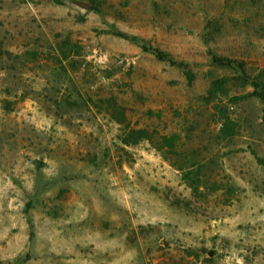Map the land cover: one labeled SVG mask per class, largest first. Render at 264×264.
<instances>
[{
	"label": "rangeland",
	"instance_id": "374dc122",
	"mask_svg": "<svg viewBox=\"0 0 264 264\" xmlns=\"http://www.w3.org/2000/svg\"><path fill=\"white\" fill-rule=\"evenodd\" d=\"M0 264H264V0H0Z\"/></svg>",
	"mask_w": 264,
	"mask_h": 264
},
{
	"label": "trees",
	"instance_id": "16d2710c",
	"mask_svg": "<svg viewBox=\"0 0 264 264\" xmlns=\"http://www.w3.org/2000/svg\"><path fill=\"white\" fill-rule=\"evenodd\" d=\"M158 56L164 58L162 53H159Z\"/></svg>",
	"mask_w": 264,
	"mask_h": 264
}]
</instances>
